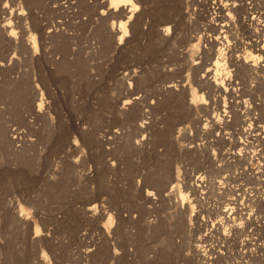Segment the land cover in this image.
I'll return each instance as SVG.
<instances>
[{"label":"rangeland","instance_id":"obj_1","mask_svg":"<svg viewBox=\"0 0 264 264\" xmlns=\"http://www.w3.org/2000/svg\"><path fill=\"white\" fill-rule=\"evenodd\" d=\"M135 1L119 43L114 29L126 18L109 15V0H0L9 8H0V20L9 17L14 34L0 33V264H38L45 247L49 264H264V132L237 154L234 143L245 136L214 127V119L243 125L222 115V97L210 113L198 106L184 119L192 93L218 96L210 80L200 82L215 60L205 63L207 47L195 35L198 26L214 33L207 7L183 0L182 28L171 21L165 36L161 20L177 15L180 1ZM245 23L223 42V62L241 70L238 85L256 98L245 94V125H264V70L245 66L253 52L247 31L256 26ZM31 35L36 50L26 44ZM169 169L185 208L156 184ZM98 188L104 197L88 216ZM35 226L56 242L51 250L29 245L25 231Z\"/></svg>","mask_w":264,"mask_h":264},{"label":"bare ground","instance_id":"obj_2","mask_svg":"<svg viewBox=\"0 0 264 264\" xmlns=\"http://www.w3.org/2000/svg\"><path fill=\"white\" fill-rule=\"evenodd\" d=\"M165 1L160 0V3H164ZM179 1H180V7H178V9H180V10L177 11L178 13L176 12L177 15H175V13H174V16H171V17L166 16V17H163V19L161 20V23H163L165 25L160 28V32L165 36L169 35L172 32L171 25L168 24L169 22H171V21L174 22L173 28L174 27H181V26H177V25H179V24L181 25V23L183 24V21L187 15L186 14L187 11H184L185 9H183L184 8L183 2L185 0L184 1L179 0ZM179 1H176V2L178 3ZM189 1L191 2L190 4H197V5L199 4V1H200V3H201V4H199L200 6L204 5L205 7H207L206 8L207 10L205 13V15H206L205 18H207L210 21L209 25L212 27L214 33L213 34L207 33L206 31H203L205 29V28H203L204 26L203 27L198 26L196 29L197 34H195V35H198L197 37L200 38V40L203 43H205L204 45L207 47V48L203 49V51L208 53V57L205 60V63L208 62L209 60H212L213 58H215V60H214V64H213L214 67L208 68L207 74L202 75L200 82L201 81L209 82V80H210V83H211L210 85L212 87L211 89H214L215 93L218 92L217 93L218 96H217V98H211L210 97L211 95H210V96H208V99H206L205 95L203 93L200 95L197 92L192 93L190 100H188V102H186L187 103V105H186V108H187L186 115L187 116L184 119L190 120V118L193 117L194 112L196 111L198 106H201L203 111L210 113V111L212 110L211 109V103H217L220 107V105L222 106L221 97H222V99L224 98L222 100V101L225 100L224 101L225 104H223V109H222L223 114L222 115L223 116H230L231 114H234L235 116H238L239 119L238 118L237 119L240 122L243 121V125L241 127H236L235 123L229 122V120L225 119L223 122H221L218 119H214V127L219 129L221 134H223V136L225 134L233 135L235 133L244 135L245 139H243V140L241 138L237 139L234 143V145L236 147H238V150L236 151L237 154L238 153L241 154V152L244 148H249L252 146L253 139H254L253 137H254V135H257V134H254V131H258L260 133L264 132V125L258 124V125L252 126L251 125L252 123L245 125L246 121L242 119V117H243L242 114L245 111L247 112V109H246V108H248L247 103H250L249 102L250 99L247 98L245 96V94L252 95V97H253L252 100H255L256 98H255V96L251 90L247 91V90L243 89L242 86L238 85V82L236 81V79L242 77L241 70L239 68H236L235 73H232L231 69H227L226 63L223 62V60L225 59L224 55H225L226 51L224 50V47L222 45H223V42L227 40L228 36H232L234 25L236 24V22L243 24V23H245V21H247V23L255 25L256 26L255 28H252V29L250 28L247 31L246 40H247V43H249L253 52H252L251 58L249 60H245V66H246V69L249 70L250 72H258L260 70H264V5H261L259 0H189ZM173 2H175V1H173ZM162 5L163 4H160L161 13L165 12L163 10ZM108 6L109 7L107 9L108 10L107 12H109V15L111 14L112 17L116 15L118 17H122V18L125 17L126 18V20L120 19L118 22V25L114 29V33H120L121 32V34L118 37V41H119V43H122L124 36H126V34L128 32L129 20L134 15H136V12L139 10V5L137 4V2L135 0H109ZM175 8H176V6H175ZM8 9H7V7L1 8L3 13H5V14H8L7 13V12H9ZM104 12H105V10L102 13H104ZM8 18H6V16L5 17L2 16V19L0 20V33L2 34V32H5L6 34H8L10 37L13 38L14 34H13L12 30H9V28H11V22H10L11 20ZM242 18H243V21H242ZM189 28H190V26H189ZM5 33H4V35H5ZM195 35H194V37L189 36L190 40H191V38H195L196 37ZM30 37H31L30 42H28L26 44L28 45V48L30 47V48H34V50H36L37 49L36 40H35L34 36L31 35ZM31 42H32V45L30 44ZM242 44H243L242 41L236 40V50L239 49ZM216 45L218 46V47H216L217 49L215 48ZM233 50L235 51V49H233ZM189 51H191V48H188L184 52H185V54H187ZM238 60L239 59H237V61ZM236 65L239 66V63H236ZM209 73L212 74L211 77L208 76ZM171 86H173V84L168 85V87H171ZM35 97H36L35 99L37 100V97H39V96L36 95ZM133 98L137 99V98H139V96L137 95ZM40 99L43 100V98H40ZM40 99L38 101H40ZM131 100L132 99L124 100L123 107L122 106L121 107L126 108L127 105H129L131 102H133V100L132 101ZM37 106L41 107L42 102L37 103ZM39 112H41V111H39ZM251 113H252V111H249V115ZM184 119H183V121H184ZM195 119H196V121L201 122L204 118L202 116H197V117H195ZM248 119L251 120V119H253V117L248 118ZM183 121H182V123H183ZM145 123H147L146 120L142 121L140 126L144 127ZM111 138L112 137H109V139H111ZM190 147H193L194 149H196V148H198V145L194 144V145H191ZM171 167H170V169H171ZM170 169H169V171H170ZM167 173H168L167 175H163V174H162V176L159 175L157 177L158 183H156V184H160L159 186L163 185L166 190L170 188L168 195H171L170 199L172 200V199H175L176 193H177V192H173V191L177 190L179 188L180 184L178 183V180H179L178 176L176 175V177H175L173 175L172 170L170 172H167ZM198 180L201 181L202 180L201 177H197V181ZM149 183H151V182H149ZM152 186H153V182H152ZM197 186H200V185L197 184ZM185 187L189 188L191 186L189 184H186ZM192 187L195 189H198L194 183L192 184ZM99 188H102V187H99ZM97 190H96L95 194L92 192V190H90V192L93 194V196L88 197L89 200L86 203L87 206L84 208L85 209L84 213L88 216H93L94 213H96L97 208H98L97 201L103 196L102 195L103 194L102 192H104L103 189H99L98 191ZM146 193L151 196L153 191L148 190ZM177 197L180 199V203H181L180 205L183 208H185L186 202H187V196H186V193H184L181 188L179 189V194ZM181 211H182V214L183 213L185 214L187 212L185 209L184 210L182 209ZM13 214H15V213H13ZM223 217H222V219H223ZM186 218H187V216H186ZM27 219H28L27 216H24L23 213H21V214L19 213V217H17V220L16 219L15 220L18 223H23V221H27ZM181 222H182V219L181 220L172 219L168 223L170 225H174V227H176V226L181 225ZM18 223H17V225H18ZM23 224H25V222ZM23 224H21V225H23ZM28 224L30 226V223L26 222L27 227H29ZM19 226H20V224H19ZM30 230L25 231V232H27L26 238L28 239V240L27 239H25V240L29 241L30 244L29 243L28 244L30 246H32L31 244H34L37 246V248L43 249V246L45 244L50 243L49 244V246H50L52 241L55 242L54 240H52L53 238L50 240L48 238V236L45 235V233L37 226H35V228L32 230L33 232ZM25 232H24V234H25ZM24 234H21V235L23 236ZM223 235H224V237L227 236V234H225V233H223ZM24 237H25V235H24ZM0 240H3V239H0ZM5 241H6V239H5ZM52 244H54V243H52ZM5 245H7V244H5ZM36 246H34V247L36 248ZM54 246H56V245H54ZM29 247H27V248H29ZM5 248H6V246H5ZM5 248H3V249H5ZM45 249H48V248L45 247ZM45 249H44L43 253L41 252L42 250H40L42 255H39V254L37 255L38 258L36 260H38L37 261V262H39L38 264H49V260H48L49 258L47 257L48 254H46ZM49 249L51 250V246ZM53 249H54V247H53ZM198 250H201V249L198 247ZM38 251L39 250H37L36 252L38 253ZM53 251L56 252L55 250H53ZM34 255L36 256V253Z\"/></svg>","mask_w":264,"mask_h":264}]
</instances>
